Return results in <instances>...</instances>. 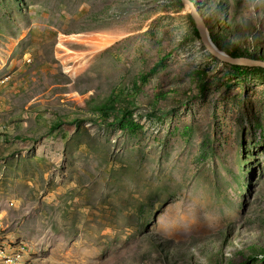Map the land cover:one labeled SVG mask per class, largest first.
Wrapping results in <instances>:
<instances>
[{
	"label": "rangeland",
	"instance_id": "obj_1",
	"mask_svg": "<svg viewBox=\"0 0 264 264\" xmlns=\"http://www.w3.org/2000/svg\"><path fill=\"white\" fill-rule=\"evenodd\" d=\"M191 1L264 59V0ZM0 264H264V68L181 0H0Z\"/></svg>",
	"mask_w": 264,
	"mask_h": 264
},
{
	"label": "water",
	"instance_id": "obj_2",
	"mask_svg": "<svg viewBox=\"0 0 264 264\" xmlns=\"http://www.w3.org/2000/svg\"><path fill=\"white\" fill-rule=\"evenodd\" d=\"M186 6L190 8V13L192 15L195 28L198 32L200 42L204 48L215 58L221 62L229 63L231 65L239 66H258L264 68V59L262 58H250L245 56H233L223 50L219 49L212 41L209 30L202 19L198 14L193 2L191 0H181Z\"/></svg>",
	"mask_w": 264,
	"mask_h": 264
},
{
	"label": "trees",
	"instance_id": "obj_3",
	"mask_svg": "<svg viewBox=\"0 0 264 264\" xmlns=\"http://www.w3.org/2000/svg\"><path fill=\"white\" fill-rule=\"evenodd\" d=\"M196 32H197V30H196ZM197 34H198V32H197ZM201 88H203V85ZM108 108L116 109V107L114 106L113 100H112V103L108 106ZM117 110H119L123 113L126 112V110H124L123 108H118ZM124 127L130 131L136 132L141 128V125L139 123H134L133 121L128 120L126 123H124Z\"/></svg>",
	"mask_w": 264,
	"mask_h": 264
}]
</instances>
